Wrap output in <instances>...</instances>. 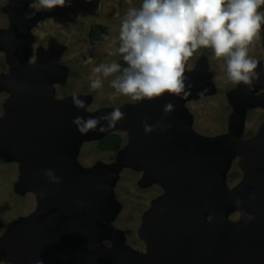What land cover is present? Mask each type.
<instances>
[{"label": "water", "instance_id": "obj_1", "mask_svg": "<svg viewBox=\"0 0 264 264\" xmlns=\"http://www.w3.org/2000/svg\"><path fill=\"white\" fill-rule=\"evenodd\" d=\"M30 1L10 0V22L0 29V49L9 69L0 75V91L9 93L4 103L8 113L0 116V157L19 163L15 190L32 192L36 205L1 232L0 261L264 264V124L252 138L240 140L246 110L264 108V61L258 62L259 78L251 88L241 84L245 88L230 93L227 134L209 138L191 128L185 101L213 90L201 59L186 69L191 87L183 98L164 95L119 106L126 114L122 122L105 132L81 135L74 117H99L115 107L82 110L73 106V95L55 98L52 84L62 82L65 73L58 62L61 50H40L29 60L30 29L42 17L25 15ZM76 95L89 105L91 96ZM169 101L175 111L165 116L162 109ZM144 120L155 130L145 133ZM118 130L126 131L128 139L116 151L115 162L89 168L77 162L81 141L99 140ZM238 152L244 176L227 188L230 159ZM123 167L142 171L139 185L157 182L163 188L142 212L137 236L144 251L126 244L123 232L110 224L120 207L113 187ZM49 169L59 183L44 174ZM237 198L243 203L236 205ZM235 208L254 219L246 221L239 214L238 220L229 221Z\"/></svg>", "mask_w": 264, "mask_h": 264}, {"label": "rangeland", "instance_id": "obj_2", "mask_svg": "<svg viewBox=\"0 0 264 264\" xmlns=\"http://www.w3.org/2000/svg\"><path fill=\"white\" fill-rule=\"evenodd\" d=\"M9 1L0 0V29L7 27L10 22L7 11ZM140 4L141 0H66L64 7L57 6L52 10L36 11L38 0L30 1L26 16L42 13V17L30 29L32 38L29 42L31 50L29 60L33 61L40 50H61L58 62L65 67V73L62 82L52 84L55 98L60 99L73 94L89 95L91 101L86 109L90 111L131 103L127 97L113 94L114 90L109 87L111 77L104 80L102 89L95 91L90 89V77L95 66L118 61V56L108 55L109 47L111 46L113 50L116 47L111 45V41L118 34L120 21L125 12L131 7H139ZM258 11H264V7ZM93 23H102L108 27L105 36L96 43H90L87 35ZM253 44L254 46L249 47V54L258 62L264 61V31ZM5 58V51L0 49V75L9 73ZM201 59L206 61V74L213 85V90L211 93L186 100L184 106L191 115L192 130L201 136L213 138L227 134L232 115L229 95L245 86L234 85L228 81L224 61L215 58L211 49L195 52L187 61L186 69H193ZM8 96V92L0 91V116L8 113L4 106ZM244 119L240 136L242 142L252 138L264 124V108L260 106L248 108ZM116 132L125 138L123 144L125 145L128 139L127 132L123 130ZM76 160L84 168L92 167L97 162L111 164L116 161V152L99 149L97 139L83 140ZM241 163L240 152L231 157L225 178L227 188L242 180L244 169ZM19 174L18 162L0 157V220L2 222L0 234L9 222L28 215L36 205L32 192L20 193L15 190ZM141 176L142 171L129 167L121 169L113 187L120 207L114 219L110 221V224L120 232L126 230L127 241L123 232L125 243H129L137 251L140 249L143 251L144 248V242L142 243L135 235V229L139 228L142 221V212L163 192L162 186L157 182L147 186L139 185ZM239 214L240 210L235 208L228 217L229 221L238 220ZM107 242L104 241L105 244ZM0 264L9 263L0 261Z\"/></svg>", "mask_w": 264, "mask_h": 264}, {"label": "clouds", "instance_id": "obj_3", "mask_svg": "<svg viewBox=\"0 0 264 264\" xmlns=\"http://www.w3.org/2000/svg\"><path fill=\"white\" fill-rule=\"evenodd\" d=\"M66 6V0H38L36 11ZM264 0H141L139 7L129 8L120 21L118 34L111 41L109 56L118 61L101 63L92 69L90 89L109 87L114 95L127 97L129 102L153 101L164 95L183 98L191 87L186 65L195 52L211 49L226 65L228 81L249 88L259 78L258 61L249 54V47L264 31ZM80 19V17H78ZM73 106L87 110L85 101L76 94ZM165 116L175 111L169 101ZM119 107L99 117L76 116L73 124L81 135L105 132L125 118ZM102 121L106 123H101ZM145 133L155 130L141 121ZM50 181L59 183L51 169L44 173ZM243 201L237 198L236 205ZM246 221L254 217L241 211ZM42 264V262H40Z\"/></svg>", "mask_w": 264, "mask_h": 264}, {"label": "trees", "instance_id": "obj_4", "mask_svg": "<svg viewBox=\"0 0 264 264\" xmlns=\"http://www.w3.org/2000/svg\"><path fill=\"white\" fill-rule=\"evenodd\" d=\"M25 15H27L26 12ZM107 29V25L102 23L91 24L87 34L89 42L96 43L100 41L105 36ZM124 141L125 138L122 137L118 132H110L105 137L98 140V147L101 150H111L113 152H116L123 146ZM1 228L2 222L0 220V229Z\"/></svg>", "mask_w": 264, "mask_h": 264}, {"label": "flooded vegetation", "instance_id": "obj_5", "mask_svg": "<svg viewBox=\"0 0 264 264\" xmlns=\"http://www.w3.org/2000/svg\"><path fill=\"white\" fill-rule=\"evenodd\" d=\"M137 230H138V227H136V229H135V235H136V237L138 238V236H137ZM123 232H124V234H125V236H126V241H127V232H126V230L124 229L123 230ZM129 234H130V232H128ZM139 239V238H138ZM140 240V239H139ZM141 242H142V240H141ZM128 243V242H127ZM143 243V242H142ZM109 244V242H107V244L106 245H108ZM129 244V243H128ZM129 246H131L130 244H129ZM143 251L145 250V245H144V243H143ZM139 251H141V249L139 250Z\"/></svg>", "mask_w": 264, "mask_h": 264}]
</instances>
